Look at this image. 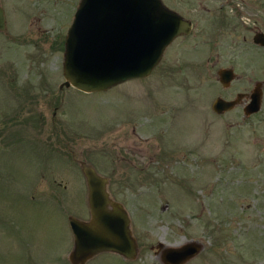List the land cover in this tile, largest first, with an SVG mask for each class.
Instances as JSON below:
<instances>
[{
  "label": "rangeland",
  "instance_id": "374dc122",
  "mask_svg": "<svg viewBox=\"0 0 264 264\" xmlns=\"http://www.w3.org/2000/svg\"><path fill=\"white\" fill-rule=\"evenodd\" d=\"M75 1L0 0V264H71L69 216H90L81 160L130 216L139 252L122 263L165 264L166 246L196 241L183 264H264V47L252 38L264 0H239L228 26L200 0H166L190 32L148 75L88 92L60 86ZM220 67L236 73L226 86ZM257 81L261 105L246 114Z\"/></svg>",
  "mask_w": 264,
  "mask_h": 264
},
{
  "label": "water",
  "instance_id": "95a60500",
  "mask_svg": "<svg viewBox=\"0 0 264 264\" xmlns=\"http://www.w3.org/2000/svg\"><path fill=\"white\" fill-rule=\"evenodd\" d=\"M6 27L0 5V29ZM192 21L162 0H80L64 38L62 85L82 91L104 90L127 79L148 75L162 57L165 47L179 34L189 33ZM254 41L264 45V32ZM219 81L226 86L235 77L232 67L217 70ZM244 93L235 98L216 96L212 108L222 112L232 108ZM261 82L257 81L244 105L249 114L260 108ZM87 184L90 216H69L73 247L71 264H84L100 251L115 250L127 257L136 255L137 246L130 227V216L122 202L113 199L108 179L94 165L81 160ZM162 243H158L160 247ZM201 244L188 241L162 250L165 264H183Z\"/></svg>",
  "mask_w": 264,
  "mask_h": 264
},
{
  "label": "flooded vegetation",
  "instance_id": "af4514ba",
  "mask_svg": "<svg viewBox=\"0 0 264 264\" xmlns=\"http://www.w3.org/2000/svg\"><path fill=\"white\" fill-rule=\"evenodd\" d=\"M75 1V0H74ZM79 1L80 0H76L75 2H76V4H75V7H74V9H73V11H72V16H71V20H72V18H73V15H74V12H75V10H76V7H77V5H78V3H79ZM238 1L239 0H200V2H199V4L201 5V9L202 10H204V11H208V10H210L211 12H212V14L214 15V17H216L217 18V20L219 19V22H220V25L219 26H222V25H224V26H228V25H231L232 23H231V20L229 19V18H226V15H228V13L230 12V11H232L233 10V8L234 7H236L237 6V4H238ZM252 1V3H253V1L254 0H251ZM65 2H67V1H65ZM163 2L168 6V7H170V8H172V9H174V10H176L178 13H180L181 15H183V13L180 11V10H178V9H176V8H174L171 4H169L166 0H163ZM258 10H260L259 8H258ZM260 14H263L264 15V13L262 12V13H260ZM184 16V15H183ZM224 17V18H223ZM216 20V19H215ZM70 23H71V21L69 22V24H68V26H67V29H68V27H69V25H70ZM260 32H264V29H259V30H257V31H255L254 32V34H253V36H252V38L254 37V35L256 34V33H260ZM177 37V36H176ZM175 37V38H176ZM174 38V39H175ZM253 41H254V39H253ZM255 42V41H254ZM255 43H257V42H255ZM259 46H261V47H264V45H262V44H259V43H257ZM135 240H136V246H137V251H136V254L139 252V249H138V242H137V239L135 238ZM70 252V251H69ZM103 252H107V253H113V254H115L116 255V257L117 256H120L121 257V259L120 258H118L119 260H120V262L122 263V261L123 262H128L127 260H132V259H134L135 257H136V255L134 256V257H127V256H125L123 253H121V252H118V251H115V250H104V251H100V252H98L97 254H100V253H103ZM97 254H95L94 256H92L91 258H89L88 260H90V259H92L93 257H95V256H97ZM87 260V261H88ZM86 261V262H87ZM85 262V263H86ZM71 263V262H70ZM84 263V264H85ZM106 264H109L108 263V261L106 262ZM122 264H124V263H122Z\"/></svg>",
  "mask_w": 264,
  "mask_h": 264
}]
</instances>
